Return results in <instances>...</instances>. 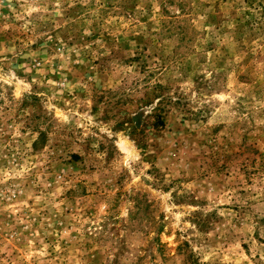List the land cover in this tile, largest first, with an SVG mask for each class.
<instances>
[{
  "label": "rangeland",
  "instance_id": "obj_1",
  "mask_svg": "<svg viewBox=\"0 0 264 264\" xmlns=\"http://www.w3.org/2000/svg\"><path fill=\"white\" fill-rule=\"evenodd\" d=\"M0 264H264V0H0Z\"/></svg>",
  "mask_w": 264,
  "mask_h": 264
}]
</instances>
